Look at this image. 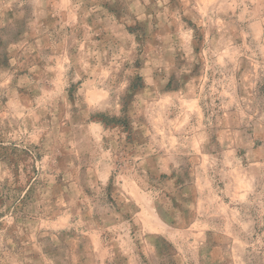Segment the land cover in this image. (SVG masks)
<instances>
[{"label": "rangeland", "instance_id": "374dc122", "mask_svg": "<svg viewBox=\"0 0 264 264\" xmlns=\"http://www.w3.org/2000/svg\"><path fill=\"white\" fill-rule=\"evenodd\" d=\"M60 1L0 0V264H177L176 242L205 231L155 237L146 224L162 210L173 219V200L190 193L203 213L230 208L236 264H264V0H141L138 24L131 0L121 8L76 0L82 22L71 26ZM107 17L129 23L131 54L125 30ZM82 62L99 64L107 92L106 114L94 118L123 134L99 131L92 151L72 114ZM152 81L164 97L150 96L140 111L174 147L165 159L181 184L176 174H147L118 121L131 92ZM121 90L126 108L114 117ZM136 193L146 198V223L124 213L138 206ZM61 231L72 249L54 259L48 246ZM187 250L196 264V248Z\"/></svg>", "mask_w": 264, "mask_h": 264}, {"label": "crops", "instance_id": "0c3cea01", "mask_svg": "<svg viewBox=\"0 0 264 264\" xmlns=\"http://www.w3.org/2000/svg\"><path fill=\"white\" fill-rule=\"evenodd\" d=\"M76 0H62L58 3V5L61 7L62 14L64 15L62 21L66 25H76L81 21V15H79V10H76L73 7H78ZM99 2H102L104 4L105 0H98ZM96 1V2H98ZM105 5H108L110 7L118 6L122 7L127 5V0H109L106 1ZM109 2V4H108ZM142 4L141 0H131V3H129V7H131L130 12L132 15H134L135 19L134 22L138 24L139 20H142L141 17H143V13L140 14L137 10L140 8V5ZM80 8V7H79ZM78 8V9H79ZM142 15V16H139ZM105 22H111L113 25H115V28L119 27V30H125V32H122L123 39L127 41L123 48L125 49V54L129 55L131 54V51L128 49H131L129 47L130 42L132 40V36L126 31V25H128V22H122L121 20H114L112 17H107ZM82 22V21H81ZM141 22V21H140ZM113 32V31H112ZM114 34V33H113ZM120 36V35H119ZM117 39H121L120 37H117ZM76 57L77 55L81 56V52H75ZM95 54V53H94ZM97 54V53H96ZM88 73H93V79L89 78L88 81L82 83V79L84 75ZM75 75H81L82 77H79V81H77L80 84V92L79 95L81 96L79 98V109L75 110L73 112V118L75 121L76 126H80L83 129H81V134L87 139L89 142V151H92L93 148H95L96 143L98 140L95 139L96 142H93V138L97 136V133L99 131H103L108 133L110 136H117L119 139L123 136L122 129L120 127L116 128H110L109 130L106 129V126H103L104 124L101 123L97 118L98 114H106L107 106H106V94L107 92L104 90V81L101 77H99V64L88 62V63H80L79 67H76ZM125 86V85H123ZM123 88V87H122ZM160 82H149L144 83V86L139 90L135 92H131V102L128 106L129 114L128 118L131 123L132 127V133L134 137V143L131 144V148L135 149V154L137 157H139V166H141L147 174H151L153 176H171L172 178L175 177V174L178 175L177 178L173 179V183L176 184L180 183V178L182 175L179 174V171L175 170V168L170 164L168 166V163L165 158L168 157V153L174 152V147L169 148L167 145H162L160 140H157V133H156V126L152 124L151 122H147V118L143 117V113L141 114L140 107L143 108V106H146L145 100L151 96L150 99H158L161 97H164V95L161 94L160 96ZM128 90V88L126 89ZM120 91L118 95V99L116 103H114L112 114L114 117H120L123 114V110L125 105H123L124 99H122V92ZM175 93L174 95H176ZM125 95V94H124ZM171 95L170 97L174 96ZM153 96V97H152ZM144 98V101H143ZM74 104V103H73ZM71 104V105H73ZM143 104V105H141ZM75 105V104H74ZM127 114V113H126ZM95 120H91L93 118ZM86 120H89L90 122H87ZM123 137L122 139H124ZM126 139V138H125ZM103 140V137H102ZM124 141V140H123ZM160 145H158V143ZM99 144V143H97ZM130 146V144H129ZM159 152L160 156H150L151 152ZM163 153V154H162ZM138 162V161H137ZM184 186H182L183 188ZM180 190V189H179ZM185 192V194H184ZM181 194H189L190 192H186V189H181ZM137 199L134 200L138 206L133 205L132 208L127 207V209H124V213L134 215V216H141L145 221V212L149 211L146 208H143L142 205L139 203L140 201H146L145 196H143L140 193H136ZM120 199V198H119ZM198 193H190V196L187 198H175L173 200L174 204L180 205L179 208H175L172 212L175 213V215H179L177 218L174 215L173 219H169L166 214L163 212V210L157 214L156 222L151 226V228L146 224V227L148 228V231L151 235L155 237H163L165 236V233L170 230H181L184 229L185 231L189 230L192 231V234L194 230L203 229L205 231V235L207 234V237L203 240H195V239H184L179 240L176 242L175 246L178 249H184V251H178V259L177 264H189L188 259V250L189 248H196L197 252V262L196 264H236L235 258L233 256V244H235V240H233L229 235H226L231 229H232V221H231V210L223 209L224 213L223 215H220V210L217 209V213L211 214V211H207V213H203V209L198 207ZM138 200V202H137ZM68 212L61 211L58 213L60 217H64L67 215ZM55 220V219H54ZM57 222H54V225L52 227L53 230H65V225H58L55 224ZM58 223L60 224V221L58 220ZM63 226V227H61ZM157 229V230H155ZM164 234V235H163ZM55 236V235H54ZM91 236H93L91 234ZM228 236V239L227 237ZM57 241L54 239L50 240L48 250L51 252L54 256V259L57 257V255L61 254V252H66L71 250L70 247V238L68 231H61L58 233V236L56 237ZM91 244L89 243L88 247L89 249L92 248ZM80 248V247H79ZM86 247H84V250ZM58 250V252H57ZM63 250V251H60ZM60 251V253H59ZM80 257H87L86 251H82L79 253ZM193 264V263H191Z\"/></svg>", "mask_w": 264, "mask_h": 264}, {"label": "trees", "instance_id": "16d2710c", "mask_svg": "<svg viewBox=\"0 0 264 264\" xmlns=\"http://www.w3.org/2000/svg\"><path fill=\"white\" fill-rule=\"evenodd\" d=\"M134 89H136V87H134ZM126 107H124V109H125ZM124 111V110H123ZM103 117L105 116V115H102ZM106 118V117H105ZM119 122H121V126L122 127H124V130H125V132H127V137H126V139L127 140H130V133L132 132V127H131V123H130V120H129V118L128 117H126V115L125 116H123V118L121 117V119H119L118 120ZM108 125V124H107ZM106 125V126H107ZM128 130H131V131H128Z\"/></svg>", "mask_w": 264, "mask_h": 264}]
</instances>
